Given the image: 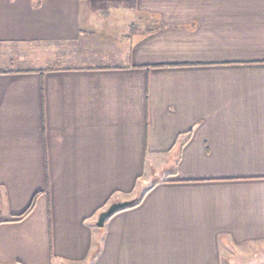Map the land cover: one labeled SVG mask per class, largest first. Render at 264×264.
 I'll return each instance as SVG.
<instances>
[{"label": "crops", "instance_id": "crops-1", "mask_svg": "<svg viewBox=\"0 0 264 264\" xmlns=\"http://www.w3.org/2000/svg\"><path fill=\"white\" fill-rule=\"evenodd\" d=\"M255 246L264 0H0V264H225Z\"/></svg>", "mask_w": 264, "mask_h": 264}, {"label": "rangeland", "instance_id": "rangeland-1", "mask_svg": "<svg viewBox=\"0 0 264 264\" xmlns=\"http://www.w3.org/2000/svg\"><path fill=\"white\" fill-rule=\"evenodd\" d=\"M125 27L128 28L129 26ZM103 34V31L98 33L97 39L103 36ZM226 256L227 261L225 264H261L264 262V246L245 249L242 253L240 251L228 252Z\"/></svg>", "mask_w": 264, "mask_h": 264}, {"label": "water", "instance_id": "water-1", "mask_svg": "<svg viewBox=\"0 0 264 264\" xmlns=\"http://www.w3.org/2000/svg\"><path fill=\"white\" fill-rule=\"evenodd\" d=\"M133 202H134L133 200H130V201H117V202H113V203L109 204V206L105 210L101 211L98 214L97 220L95 222V225L98 228H101L104 225L105 221L109 217H111L117 211L122 210L125 207H128V206L132 205Z\"/></svg>", "mask_w": 264, "mask_h": 264}, {"label": "trees", "instance_id": "trees-1", "mask_svg": "<svg viewBox=\"0 0 264 264\" xmlns=\"http://www.w3.org/2000/svg\"><path fill=\"white\" fill-rule=\"evenodd\" d=\"M141 198H142V195L139 196L138 198H135V199L133 200L134 202H133L132 205H130V206H128V207H125V208L122 209V210H125V209H128V208H131V207L137 205V204L139 203V201L141 200ZM35 201H36V195L33 197V199L31 200V203H30L29 206L26 208V210H25L22 214H20L18 217H16L15 219H13V221H20V220L24 219L26 216H28V215L31 213V211L33 210V208H34ZM119 211H121V210H119ZM117 212H118V211H117ZM114 214H115V213H114Z\"/></svg>", "mask_w": 264, "mask_h": 264}]
</instances>
